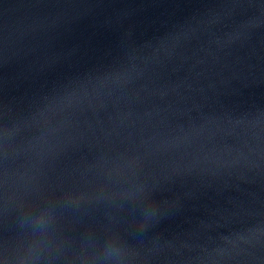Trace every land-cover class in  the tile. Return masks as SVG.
Returning a JSON list of instances; mask_svg holds the SVG:
<instances>
[{
	"label": "water",
	"instance_id": "water-1",
	"mask_svg": "<svg viewBox=\"0 0 264 264\" xmlns=\"http://www.w3.org/2000/svg\"><path fill=\"white\" fill-rule=\"evenodd\" d=\"M0 264H264V0H0Z\"/></svg>",
	"mask_w": 264,
	"mask_h": 264
}]
</instances>
